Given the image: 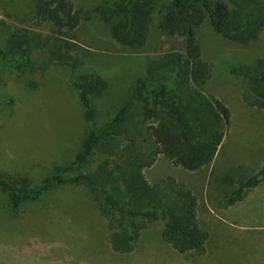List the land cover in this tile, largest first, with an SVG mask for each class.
Instances as JSON below:
<instances>
[{
  "label": "trees",
  "instance_id": "16d2710c",
  "mask_svg": "<svg viewBox=\"0 0 264 264\" xmlns=\"http://www.w3.org/2000/svg\"><path fill=\"white\" fill-rule=\"evenodd\" d=\"M30 1L28 21L36 27L50 24L49 34L4 26L0 68L19 79L46 71L50 65L68 72L87 128L71 169V182L91 194L106 222L112 251L134 253L142 233L154 226L176 252L204 255L210 234L198 218V197L172 177L151 184L145 170L159 154L187 172L213 164L232 113L224 102L206 93L213 75L199 30L208 22L222 39L247 50L257 49L264 39V0H119L91 8H78L71 0ZM94 13L110 27L107 40L134 53L147 46L156 13L160 15L158 29L184 43V52L148 57L145 73L106 112L102 123L96 101L109 85L89 66L74 38ZM39 56L47 59L42 62ZM228 72L231 82L242 88L243 102L264 111V57L257 55L249 63L229 67ZM63 173L58 169L36 187H30L27 180L13 177L11 182L0 175V189L16 212L25 199L44 197L65 182ZM262 183L264 164L254 176L237 182L238 190L223 206L228 210L240 204Z\"/></svg>",
  "mask_w": 264,
  "mask_h": 264
},
{
  "label": "rangeland",
  "instance_id": "374dc122",
  "mask_svg": "<svg viewBox=\"0 0 264 264\" xmlns=\"http://www.w3.org/2000/svg\"><path fill=\"white\" fill-rule=\"evenodd\" d=\"M71 1L78 8H91L119 0ZM32 6L30 0H0V47L5 27L49 34L50 24L36 27L28 21ZM92 16L74 38L89 66L109 85L96 101L102 123L106 112L145 73L148 57L184 52V43L158 29L156 13L147 46L134 53L110 43V27L97 13ZM199 31L213 75L206 93L224 102L232 113L224 143L216 162L204 171L187 172L159 154L145 174L151 184L172 177L193 190L199 199V221L210 234L205 254L176 252L154 226L142 233L134 253L112 251L106 222L91 194L71 182V169L86 136L83 108L66 69L50 65L27 79L0 68V175L36 187L61 169L65 181L44 197L25 199L16 212L0 189V264H264V186L262 194L240 211L223 206L238 190L237 182L254 176L264 164V111L243 102L242 88L231 82L228 72L229 67L249 63L257 55L264 57V39L257 49L247 50L215 34L208 22Z\"/></svg>",
  "mask_w": 264,
  "mask_h": 264
},
{
  "label": "crops",
  "instance_id": "0c3cea01",
  "mask_svg": "<svg viewBox=\"0 0 264 264\" xmlns=\"http://www.w3.org/2000/svg\"><path fill=\"white\" fill-rule=\"evenodd\" d=\"M224 143V142H223ZM223 145V144H222ZM221 148H222V146L220 147V149H219V152H220V150H221ZM219 152H218V154H219ZM217 157H218V155H217ZM217 157H216V159H215V161L213 162V164L216 162V160H217ZM212 164V165H213ZM212 165H210V166H212ZM209 166V167H210ZM208 168V167H207ZM206 168H204V169H202V170H200V171H198V172H201V171H204ZM212 171V170H211ZM211 173V172H210ZM209 173V174H210ZM149 181V180H148ZM264 186V183H262L256 190H253V191H250V192H248V194L245 196V200L243 201V203L241 204H238V205H236V206H234V207H238V208H236L235 210H238V211H240L241 209H242V207L244 208V207H246V205H247V202L249 201V200H253L254 198H256V197H258L260 194H262V193H259L262 189H261V187H263ZM260 188V189H259ZM225 197V192H223V194H222V198H224ZM231 209V208H230ZM231 211H234V210H231ZM243 211H245V210H243ZM250 212H252V209H251V211ZM224 215V214H223ZM223 220H225L224 218H223Z\"/></svg>",
  "mask_w": 264,
  "mask_h": 264
}]
</instances>
